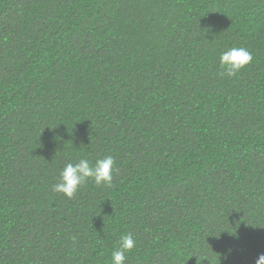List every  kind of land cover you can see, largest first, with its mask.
Wrapping results in <instances>:
<instances>
[{
  "label": "trees",
  "instance_id": "16d2710c",
  "mask_svg": "<svg viewBox=\"0 0 264 264\" xmlns=\"http://www.w3.org/2000/svg\"><path fill=\"white\" fill-rule=\"evenodd\" d=\"M107 156L111 188L52 190ZM127 233L125 264L264 254V0H0V264H111Z\"/></svg>",
  "mask_w": 264,
  "mask_h": 264
},
{
  "label": "clouds",
  "instance_id": "9594fccd",
  "mask_svg": "<svg viewBox=\"0 0 264 264\" xmlns=\"http://www.w3.org/2000/svg\"><path fill=\"white\" fill-rule=\"evenodd\" d=\"M252 54L244 47H231L219 56L222 74L231 78L252 63ZM115 161L112 156L98 159L93 164L87 159H79L76 163H68L59 174V179L52 190L68 199L75 197L79 189L89 180L97 186L112 187ZM136 241L131 233L122 234L117 246L111 253V264H125L127 253L133 251ZM256 264H264V254L256 260Z\"/></svg>",
  "mask_w": 264,
  "mask_h": 264
}]
</instances>
